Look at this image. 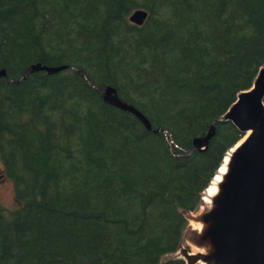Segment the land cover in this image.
<instances>
[{
	"label": "trees",
	"instance_id": "trees-1",
	"mask_svg": "<svg viewBox=\"0 0 264 264\" xmlns=\"http://www.w3.org/2000/svg\"><path fill=\"white\" fill-rule=\"evenodd\" d=\"M148 16L129 22L135 10ZM0 264H184L186 213L242 137L216 123L264 66V0H0Z\"/></svg>",
	"mask_w": 264,
	"mask_h": 264
},
{
	"label": "water",
	"instance_id": "water-1",
	"mask_svg": "<svg viewBox=\"0 0 264 264\" xmlns=\"http://www.w3.org/2000/svg\"><path fill=\"white\" fill-rule=\"evenodd\" d=\"M147 16V11L138 9L130 14L129 22L141 26ZM66 69L79 73L106 104L132 114L146 130L163 131L153 129L139 110L119 98L113 87L94 85L77 68L37 63L26 68L18 80L7 78L3 70L0 78L18 83L32 73L55 74ZM224 122H230L241 133V138L247 132L249 135L227 151L225 173L209 203L206 205L203 201V192L202 211L194 216L185 215L186 219L201 225L199 230L190 227L191 236L187 241L199 251L192 252L189 246L180 245L169 259H181L184 264H264V66L259 69L252 86L237 95L235 102L214 120L207 133L193 140L187 154L204 151L215 134V124Z\"/></svg>",
	"mask_w": 264,
	"mask_h": 264
},
{
	"label": "rangeland",
	"instance_id": "rangeland-1",
	"mask_svg": "<svg viewBox=\"0 0 264 264\" xmlns=\"http://www.w3.org/2000/svg\"><path fill=\"white\" fill-rule=\"evenodd\" d=\"M0 170H1L0 174H2L3 165H2L1 159H0ZM202 196H203V194H202ZM202 205L203 204H202V201H201V205L198 208V210L195 211V212H190V214L194 216V215L200 213L202 211V208H203ZM0 207H2L3 209H5L7 211L13 210L15 208L14 187H13L12 181L9 178H5L3 180L0 179ZM186 214H188V213H186ZM187 221H188V226H187V228H186V230H185V232L183 234L181 245L183 247H188L189 246V248L190 249L192 248V250H193V247L187 242L188 241V237L191 236V230H190V226H189V222L191 220L187 219ZM171 255H173V254H171ZM171 255H168L166 258L169 259V257Z\"/></svg>",
	"mask_w": 264,
	"mask_h": 264
},
{
	"label": "bare ground",
	"instance_id": "bare-ground-1",
	"mask_svg": "<svg viewBox=\"0 0 264 264\" xmlns=\"http://www.w3.org/2000/svg\"><path fill=\"white\" fill-rule=\"evenodd\" d=\"M248 135H249V132H247L245 136L238 141V143L234 146V148L237 147L239 144H241ZM225 157L226 158H224L223 164L217 170L216 174L214 175L212 179V182L209 184L207 189L204 191L203 201L205 202L206 205L209 203L211 196L215 194L217 190L216 186L218 185L219 181H221L222 175L225 173V166L228 160V156H225ZM189 226L196 230H199L201 228V225L199 223H194L193 221L189 222ZM198 251L199 250L193 247L192 252H198Z\"/></svg>",
	"mask_w": 264,
	"mask_h": 264
},
{
	"label": "flooded vegetation",
	"instance_id": "flooded-vegetation-1",
	"mask_svg": "<svg viewBox=\"0 0 264 264\" xmlns=\"http://www.w3.org/2000/svg\"><path fill=\"white\" fill-rule=\"evenodd\" d=\"M0 173H1V170H0ZM2 176H3V175H2V174H0V179H1V180H2V178H1Z\"/></svg>",
	"mask_w": 264,
	"mask_h": 264
}]
</instances>
